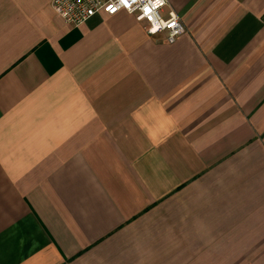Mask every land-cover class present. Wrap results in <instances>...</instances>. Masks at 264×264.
Instances as JSON below:
<instances>
[{"label": "crops", "instance_id": "1", "mask_svg": "<svg viewBox=\"0 0 264 264\" xmlns=\"http://www.w3.org/2000/svg\"><path fill=\"white\" fill-rule=\"evenodd\" d=\"M168 10L0 0V264H264V0Z\"/></svg>", "mask_w": 264, "mask_h": 264}, {"label": "built area", "instance_id": "2", "mask_svg": "<svg viewBox=\"0 0 264 264\" xmlns=\"http://www.w3.org/2000/svg\"><path fill=\"white\" fill-rule=\"evenodd\" d=\"M167 2L168 0H127L121 4L120 0H50V5L56 14L72 25L81 24L100 11L113 14L124 10L143 21L147 33L163 32L165 39L170 42L184 31V26L175 11L168 10L167 15H163ZM110 6L116 11H109Z\"/></svg>", "mask_w": 264, "mask_h": 264}, {"label": "snow or ice", "instance_id": "3", "mask_svg": "<svg viewBox=\"0 0 264 264\" xmlns=\"http://www.w3.org/2000/svg\"><path fill=\"white\" fill-rule=\"evenodd\" d=\"M126 2H127V0H120V3H121V4H124V3H126ZM109 11H113V12H114V11H116V9H115L114 7H112V6H110V7H109Z\"/></svg>", "mask_w": 264, "mask_h": 264}]
</instances>
